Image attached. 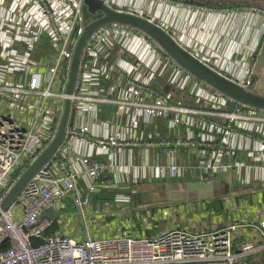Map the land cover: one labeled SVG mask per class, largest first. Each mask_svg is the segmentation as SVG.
<instances>
[{
	"label": "built area",
	"instance_id": "2783aa9c",
	"mask_svg": "<svg viewBox=\"0 0 264 264\" xmlns=\"http://www.w3.org/2000/svg\"><path fill=\"white\" fill-rule=\"evenodd\" d=\"M99 1L111 11L149 21L223 79L264 95L256 75L264 9ZM84 4L0 0V210L56 139L70 102L62 145L2 212L0 264H250L264 253V220L255 229L247 220L234 219L214 228L172 227L150 235L159 222L170 219L167 210L127 207L119 212L115 204L131 202L130 195L119 194L102 213L95 211L92 196L144 182L218 180L227 187L240 183L243 190H252L249 197L258 196L256 190H264V110L236 103L178 65L147 35L118 23L99 27L87 40L69 95L75 50L85 32ZM177 9L197 18L207 15L208 21L195 29L199 21L166 20L165 12ZM242 27L257 35L247 48H241ZM117 46L132 61L111 57ZM161 63L171 74L163 89L136 78L139 66L160 72ZM68 199L75 214L66 211ZM228 204L232 214L242 210ZM47 211L54 215L43 216ZM67 213L71 216L65 222ZM118 213L132 215L133 221L123 222L129 231L100 233L98 219L112 222ZM55 222L61 228L51 231ZM136 222H141L140 233H135ZM241 232L250 236L241 238Z\"/></svg>",
	"mask_w": 264,
	"mask_h": 264
},
{
	"label": "water",
	"instance_id": "95a60500",
	"mask_svg": "<svg viewBox=\"0 0 264 264\" xmlns=\"http://www.w3.org/2000/svg\"><path fill=\"white\" fill-rule=\"evenodd\" d=\"M172 2L181 3H195L198 5H204L205 7L212 8L216 6L224 5H239L246 7H254L264 9V0H168ZM98 13L94 15V13ZM83 23L85 26V32L81 37L73 58L72 69L70 74V82L67 88V93H72L76 73L78 69L79 60L83 47L87 40L93 34V32L101 26L108 24H122L136 29L147 35L154 42H156L166 53L173 59L178 65L190 72L197 79L207 83L215 90L231 98L236 103L251 106L257 109L264 110V95L259 93L250 92L242 89L229 81L223 79L204 65L194 59L189 53L181 49L173 39L162 29L156 27L149 21L138 18L132 15L119 14L103 7L99 0H85L83 6ZM264 68V53L261 55L259 69ZM258 69V70H259ZM264 83V77H261ZM70 113V102L66 101L63 117L61 120L60 128L54 142L44 151L40 158L30 166L18 181L13 190L6 197L0 210V218L2 212L9 210L12 204L16 201L22 191L32 178L39 172V170L49 161V159L55 154V152L62 145L67 123ZM215 183H202V182H189L185 184L171 183L168 185L167 197L168 201L172 203H184L192 201H211L215 196ZM174 194H178V197H174ZM49 212V211H47ZM47 212L43 214L46 217ZM48 216V215H47ZM251 221V219H250ZM87 237H84L86 240ZM36 239L30 240L33 247H37L39 244H35ZM40 243H43L40 241Z\"/></svg>",
	"mask_w": 264,
	"mask_h": 264
},
{
	"label": "rangeland",
	"instance_id": "374dc122",
	"mask_svg": "<svg viewBox=\"0 0 264 264\" xmlns=\"http://www.w3.org/2000/svg\"><path fill=\"white\" fill-rule=\"evenodd\" d=\"M181 3V2H180ZM201 7V6H200ZM217 7V6H216ZM220 6H218V8H215L214 10H218L221 9L223 10L224 8H219ZM208 8V7H207ZM249 7L246 6H235L234 8H225L224 10H229V11H233V12H239L240 10H244V9H248ZM160 13V12H159ZM151 16H153L151 14ZM154 16H156L154 14ZM163 16V15H162ZM197 17V16H196ZM165 19L161 20V22H164ZM166 22V21H165ZM202 23V21H201ZM166 28L169 29L171 32L173 31V29L171 27H169L168 25H166ZM244 47L243 45H241V48ZM117 48H120L119 50H117V55L121 56L122 54H127V56H125V59H128L129 61H132V58L130 57V55L124 50V48L122 46H117ZM114 52H111L110 56L112 57ZM158 68L160 69V72L158 70H152L150 68H146V67H141L139 66L138 68V72L136 73V78H138V80H142L144 82L149 83L151 86L154 85V83H159L160 84V88H162L163 86L165 87L167 84V81L169 80L171 74L170 71L168 69V67H166L165 64H159ZM168 137H171L170 135H168ZM185 182H189V181H184L182 182V184H185ZM167 184H171V183H167ZM222 184L221 182H219L218 180L215 181V195L217 196H221L220 198H223V201L225 203V201L227 200L225 197L231 196V194L228 191H225V189L222 188ZM164 185V184H163ZM180 185V184H179ZM159 186V185H157ZM150 190V189H149ZM143 191L142 197L143 199L148 203L152 204L153 202H155V205L152 206H144L143 208H140L142 210H167L170 214L171 217L168 221H163V222H159L158 226H160L161 228L159 229L160 231H164L166 229L171 228L172 226H168L170 224H174V222H177L180 218H182V214H186V217H183L181 223H182V227L181 228H191V229H200L202 228L201 226L204 224L205 225H209V220H213L214 217L212 218V216L209 215H200L206 213L204 211V204L205 201L201 200V201H192V202H184V203H172L170 201L167 202V191H168V187L164 186V188H160L159 187V194L155 193V187L150 190V191ZM158 190V189H157ZM237 189H232V195L236 194L235 192H237ZM243 189L241 188L239 190V192L242 193ZM175 198L178 197V194H174L173 195ZM225 196V197H224ZM216 198V197H215ZM249 202H251L249 200ZM178 205V206H177ZM183 205V206H181ZM252 205V203H251ZM95 208L96 212L102 213V209H99L98 207H96L95 205H93ZM191 206L195 207V210L193 212H190L189 209L191 208ZM129 208V205L126 203H118L114 205L115 210L122 212L125 210V208ZM71 212V214H75L77 211L75 210H71L69 211ZM199 214V215H195V214ZM119 216L117 215L115 218H112V222L109 221H105V218H99L98 221L99 226L103 229L99 230L100 233L106 234V235H110V236H117L119 234H121V226L120 223L121 222H127L130 219L132 220V215L131 214H124L123 216H120V213H118ZM47 215L49 217H52L54 215L53 211H49L47 212ZM46 215V216H47ZM71 216L70 213H67L65 216H63V218L65 217V222L67 221L68 217ZM103 219H104V223H103ZM193 219V220H192ZM181 220V219H180ZM192 220V221H191ZM114 221V223H113ZM133 221V220H132ZM74 223V222H73ZM141 223V222H136ZM162 224V226H161ZM75 226V225H72ZM168 226V227H166ZM211 228L217 227V225L214 222H211V224L209 225ZM213 226V227H212ZM98 231V232H99ZM102 231V232H101ZM99 233V235H101Z\"/></svg>",
	"mask_w": 264,
	"mask_h": 264
},
{
	"label": "crops",
	"instance_id": "0c3cea01",
	"mask_svg": "<svg viewBox=\"0 0 264 264\" xmlns=\"http://www.w3.org/2000/svg\"><path fill=\"white\" fill-rule=\"evenodd\" d=\"M166 13V20L168 19V21L174 22L175 20L179 22V24L181 23V21L188 19L191 21H195L198 22L197 25L195 26V29H197L198 27H200L201 21L202 23H206L208 21V16L207 15H199L198 18L196 17L197 14L196 13H189L187 10L185 9H177L175 11L172 12H165ZM161 17H163L162 15H160ZM197 18V19H196ZM209 25H212L209 24ZM241 34H242V45L244 46V48H247L249 46H251L252 44H254L257 41V35L256 32L253 28H250L249 30L246 29V27H242L241 29ZM264 53V46L262 49V54ZM261 54V55H262ZM261 58V56H260ZM260 58L257 62V71H256V75L258 76L257 78L261 79V77H264V68L262 70L259 69V64H260ZM259 69V70H258ZM260 82L262 80H259ZM263 83V82H262ZM264 84V83H263ZM240 183H235L232 187V185H229V187L226 186L225 183L222 184V188L225 189V191H228L231 194V198L230 196H224L227 200L223 201V205L225 208V212L224 213H216L214 211H210L207 209L206 204H204V211L206 213L203 212V214H200L202 216L204 215H209L212 216V218L214 217L213 220H209V223L211 224V222H214L217 226L218 225H227L228 223H230L232 220L236 219V220H247V222H249L252 226L253 229H255L254 227H256V223L260 220H264V190L263 188H258L256 190L257 195L255 197H249L252 194V190H250L249 188H246V190H243L242 193L239 192V190L242 188L240 185ZM232 189H237L238 191L235 192L236 194L232 195ZM216 194V193H215ZM236 195H240V197H236ZM216 196V195H215ZM234 196V197H233ZM235 198V199H234ZM223 200V198H222ZM249 200L251 202H249ZM230 201H232V203L237 204L238 206L241 207V211L239 210H235V213L232 214V211H230L228 209V203H230ZM252 203V205H251ZM183 206V205H181ZM195 210V207L191 206V208L189 209L190 212H193ZM186 215L185 213L182 214ZM195 215H199V214H195ZM181 219V220H180ZM177 222H174V224H170L168 226H172V227H182V219L180 218ZM251 219V221H250ZM193 220V219H192ZM191 220V221H192ZM209 224V225H210ZM205 225V224H204ZM208 225V227H210ZM121 229L123 232H127L128 230V225L124 227V223L121 222L120 223ZM122 226L124 228H122ZM162 226V224H161ZM166 226V227H168ZM203 226V225H202ZM201 226V227H202ZM140 227L141 225L138 223L136 224V232L135 233H140ZM171 227V228H172ZM213 227V226H212ZM219 227V226H218ZM161 227H157V230L151 234H157L160 230ZM186 228V227H185ZM211 228V227H210ZM189 229V228H188ZM242 235L241 238H245L247 236H250V233L248 232H241Z\"/></svg>",
	"mask_w": 264,
	"mask_h": 264
},
{
	"label": "trees",
	"instance_id": "16d2710c",
	"mask_svg": "<svg viewBox=\"0 0 264 264\" xmlns=\"http://www.w3.org/2000/svg\"><path fill=\"white\" fill-rule=\"evenodd\" d=\"M185 4H192L194 6L205 7L204 5H198V4L190 3V2L185 3ZM234 7L235 6H233V5H225V6H222L219 8H224V9L229 8L230 9V8H234ZM212 8H218V6L212 7ZM112 56L114 57V59L117 60L119 57L124 58L125 56H127V54L124 53L121 56H119V55H117V50H116ZM152 87L157 88V89H163L164 88V86L162 88H160V84L158 82L154 83V85ZM167 183H171V182H144V183H140V184H127L126 186H122V187L115 188V189H106V190L102 191L99 195L92 196L91 201H92L93 205H95L99 209H102L108 205L114 204L117 195H119V194L130 195L131 196V202L129 204V208L131 210H136V209L143 208L144 206L155 205V202H153L152 204H150V203L147 204V202L142 197L143 191L145 193V191H148L149 189L152 190L155 187V189H156L155 193L157 196V193L159 194V192H160L159 187L162 189L164 188V186L168 187L169 184H167ZM173 183L182 184L181 181L173 182ZM157 185H159V186H157ZM220 197L221 196L217 195V196H214L213 200L205 201L207 209L210 211H214L216 213H224L225 208L223 205V200ZM166 200L168 202V197ZM67 204H68L67 205L68 208L66 211L75 210L71 199L67 200ZM60 228H61V226L58 224V222H55L51 231H56ZM238 241L239 240H236V243ZM249 263L250 264H264V253H261L257 257L253 258Z\"/></svg>",
	"mask_w": 264,
	"mask_h": 264
},
{
	"label": "flooded vegetation",
	"instance_id": "af4514ba",
	"mask_svg": "<svg viewBox=\"0 0 264 264\" xmlns=\"http://www.w3.org/2000/svg\"><path fill=\"white\" fill-rule=\"evenodd\" d=\"M229 5V4H228ZM225 6V5H224ZM236 6H239V5H236Z\"/></svg>",
	"mask_w": 264,
	"mask_h": 264
}]
</instances>
